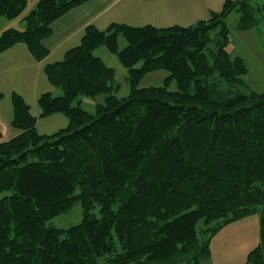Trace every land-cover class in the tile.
Listing matches in <instances>:
<instances>
[{
	"label": "trees",
	"instance_id": "trees-1",
	"mask_svg": "<svg viewBox=\"0 0 264 264\" xmlns=\"http://www.w3.org/2000/svg\"><path fill=\"white\" fill-rule=\"evenodd\" d=\"M86 1L39 0L24 30H3L0 55L23 44L42 61L52 24ZM26 5L0 0V18L16 19ZM233 11L236 31L264 21V5L226 0L187 27L87 26L78 46L44 68L62 95L42 93L40 117L68 120L52 135L38 132L31 106L12 93L14 135L0 140V264H201L221 228L253 213L260 239L247 264H264V92L239 91L248 66L227 50ZM102 46L128 72L125 97L113 94L115 70L94 53ZM161 70L162 86L140 87ZM100 95L94 113L82 108V98ZM75 205L81 223L50 224Z\"/></svg>",
	"mask_w": 264,
	"mask_h": 264
},
{
	"label": "rangeland",
	"instance_id": "rangeland-1",
	"mask_svg": "<svg viewBox=\"0 0 264 264\" xmlns=\"http://www.w3.org/2000/svg\"><path fill=\"white\" fill-rule=\"evenodd\" d=\"M258 3V5H264V0H253ZM24 12L16 19L12 20L10 23L13 26H17V23L24 17ZM240 19V13L233 11L227 17V25L231 30L230 42L227 46V50L233 55L240 53L244 57V60L248 66V73L244 76V82L248 89L242 88L239 91L247 93L249 90L255 92H264V21L258 27L248 30V31H236V25ZM264 19V11H263ZM10 20L5 19L3 23L0 22V35L4 28L1 26ZM13 28H17V27ZM12 28V27H9ZM24 30L23 26L18 27V29ZM127 42L123 36L119 37V47L120 49L126 46ZM68 51V50H67ZM94 53L101 57L107 66L114 68L116 76L114 81V90L118 98L125 97L130 91V82L127 70L120 64L116 55L110 53L105 46L99 47L94 51ZM63 59V58H62ZM24 65V64H23ZM25 66V65H24ZM0 67V91L3 92V97L0 99V138L6 134V129L9 130V134L12 133V120L14 118V110L12 104V93L16 89L12 88V83L7 79L13 76V72L10 74H5L1 71ZM217 75V74H216ZM169 76V72L161 70L153 72L144 76L141 80L140 87H156L162 86L164 80ZM43 82L45 83L46 92H50L53 97H59L62 95V90L59 87H54L49 84L45 72L42 74ZM29 79V75L25 76ZM214 80L217 82V76H213ZM38 80V76H37ZM23 81V80H22ZM34 83V78L31 80ZM39 81V80H38ZM32 83V84H33ZM221 88L224 91L230 90L227 84L222 83ZM170 89L176 90L177 86L175 82H172ZM27 104L31 106L32 113L40 117L41 109L38 105V98L33 96L32 93L27 91L20 93ZM25 93V94H24ZM42 94V93H41ZM40 94V95H41ZM105 100V95H100L94 99L92 98H82L81 106L85 110L94 113L95 105L97 103H102ZM76 100L73 105H77ZM60 121L48 120L49 117L42 118L38 125L37 130L42 135H52L61 129L67 127L68 120L62 114H57ZM66 122V123H65ZM14 132V131H13ZM3 139V140H8ZM95 215L100 216L99 209L96 208L94 211ZM83 219V209L80 205H75L69 212L64 215L57 216L53 218L50 224L56 228L67 229L75 226L82 222ZM260 239V215L258 213H253L244 216L240 219L232 221L221 228L210 242V258L203 260L201 264H247V259L249 253L256 248ZM176 264H193V263H176Z\"/></svg>",
	"mask_w": 264,
	"mask_h": 264
},
{
	"label": "crops",
	"instance_id": "crops-1",
	"mask_svg": "<svg viewBox=\"0 0 264 264\" xmlns=\"http://www.w3.org/2000/svg\"><path fill=\"white\" fill-rule=\"evenodd\" d=\"M225 1L88 0L68 11L52 24V34L44 40V45L49 50L46 58L36 61L25 45L17 44L0 55L1 71L5 74L13 72V76L7 80L12 83V88L16 89L14 92L23 93L27 88V91L37 98L48 89L42 77L45 66L62 60L67 50L78 46L87 26L94 25L101 30L113 23L134 27L146 25L157 28H168L175 25L187 27L200 20H207L212 12L221 11ZM38 2L39 0H27L23 11L24 17L36 7ZM5 19L4 17L0 18V22L3 23ZM22 19L17 23V26H14L24 27ZM11 22L13 21L10 20L1 27L4 30L9 27L13 28L14 26L10 25ZM235 55L244 58L240 53ZM27 74L30 80L25 78ZM32 78H34V83L31 81ZM41 119L38 117L37 125ZM54 119L60 123L62 121L57 114L49 116L48 120ZM9 133V130L6 129V134L0 140L14 135L13 131L11 134Z\"/></svg>",
	"mask_w": 264,
	"mask_h": 264
}]
</instances>
